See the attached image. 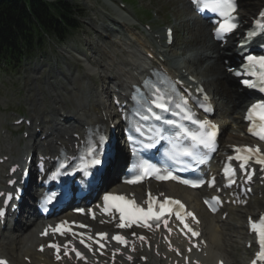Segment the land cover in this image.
<instances>
[{
	"label": "bare ground",
	"instance_id": "6f19581e",
	"mask_svg": "<svg viewBox=\"0 0 264 264\" xmlns=\"http://www.w3.org/2000/svg\"><path fill=\"white\" fill-rule=\"evenodd\" d=\"M101 1L111 10L108 14L101 10L96 11L97 15L103 21L96 24L94 30L100 31L103 35H106L109 44L104 47H99L101 50V57L98 56L96 59L91 60L84 55L83 60L85 68L87 69V73H85L86 76L84 74L85 80L88 78L90 79L91 72L94 68H99L102 73L100 83L92 88L91 98L87 100L83 106L75 110L77 111L74 115L75 119H68L66 117L62 123H52L43 120L42 123H46L43 126L44 132H42V134H45V137L43 139H37L34 133H30L28 141L24 143L23 148H20V156L39 146H44V149L50 150V140L52 138L59 143H66L70 139L69 136L66 137L68 130L72 133L76 131L78 127L85 126L89 123H97L100 118L102 120L99 103L105 98L104 80L109 78L108 74L114 76L112 81H109L114 84V87L116 86L120 92L126 87V83H131L136 80L143 72H147L148 66L154 65L156 62L164 64L174 76H178L187 85L188 83L193 84V81L190 80V76L199 80L206 88H208L209 84L211 86L213 83L208 80L207 76H214L215 80L220 79L227 85L233 83L234 79L230 76V73L224 70V65H227V63H224V60L227 59V62L231 60L235 55L236 49L226 45L227 43L220 46L219 43L215 42L210 33V26L206 22L197 17L192 18V24L195 25L193 29L194 33L198 35L196 48H184L182 52H176L175 49L170 48V46L166 47L164 43V33L160 36H156V31H137V29L133 27L137 21L130 13L121 9L114 0ZM242 3H244L245 6H242L240 15L242 23H244L252 10L256 9L258 0H243ZM108 17H111V22ZM143 51L151 53L153 59H147L145 55H143ZM98 53H100V51L96 54ZM159 57H161V59H159ZM207 61L211 64H208L209 62L207 63ZM95 62L96 65L94 64ZM100 64H103V66L101 67ZM193 66L195 68H193ZM104 73H107V77L105 76L104 79H102ZM196 73L200 75L198 78L194 76ZM237 85L236 82V86H233L229 91V99H232L231 107L228 108L230 112L222 106L221 100L220 102L217 101L218 104L215 113L222 128L220 136L222 150H227L226 146L231 142L244 145L247 142L246 139H248V136L244 134L245 124L241 119L244 107L243 101L245 98H240L243 96V89L239 90ZM207 90L210 94L214 91V89L212 90L211 88ZM88 91L87 89V93ZM38 104L40 106L41 103L39 102ZM107 118L109 117L106 116V119ZM229 121L234 123V129H227ZM101 123H103V120ZM12 145L11 143L6 145L8 153L11 152ZM114 160L115 161L107 167L103 178L104 183L111 180L113 185L118 184L115 178L119 175L118 172H120L122 168L120 167L117 155ZM19 161H21V159H19ZM209 166L213 168V164L210 163ZM164 185H166V187L160 188L161 190H165V192H168L167 194L180 196L185 199L189 206L194 208L199 214L202 221L203 235L207 240V249H204V252L207 253L204 258L205 263L214 264L218 257L224 259L225 257L220 253L222 245L220 241L221 238L216 232L220 220L219 218L216 219V216H212L201 209L199 200L203 195V191L186 190L173 183H165ZM138 187H135V190H139L140 188L143 189L142 185ZM32 220V215L28 214L26 220L20 223L15 222L14 225H10V230L6 235L3 229L0 231V254L7 256L11 264H27L22 259L24 256L30 258V264H36L38 258L43 255L36 253L34 250L35 244L39 241H37L36 233L34 234L32 231L34 228ZM162 263H164V261H162L161 258L151 256L147 264ZM225 264H227L226 261Z\"/></svg>",
	"mask_w": 264,
	"mask_h": 264
},
{
	"label": "rangeland",
	"instance_id": "374dc122",
	"mask_svg": "<svg viewBox=\"0 0 264 264\" xmlns=\"http://www.w3.org/2000/svg\"><path fill=\"white\" fill-rule=\"evenodd\" d=\"M67 1L79 9V14L82 16L78 22L79 27L62 42H58L54 38H46L42 47L36 50L31 58H27V61L17 70L8 72L0 68V125L11 129L9 134L0 133V146H3L7 140L4 137L10 138L12 142L13 140L19 141L16 128L8 125L12 117L7 112V104L25 108L27 114L33 117L39 116L38 113L41 110L38 108V102L42 100L44 109L52 116L56 111L51 102H57L59 95L63 99L65 110H69L84 100L82 95L85 93L86 84L88 85L90 81L99 83V68H94L90 79L85 80L84 74L87 73V69L83 59L84 55L90 57L91 60L98 56L101 57L99 47L109 44L102 32L94 30V26L96 27V24L103 21L96 11L101 10L108 14L111 9L104 5L101 0ZM258 1L260 4L261 0ZM115 2L118 4L122 2L125 7L124 10L130 13L139 25L148 23L151 29L160 33L166 25L171 26L174 30L172 48L176 52H182L184 48H196L198 35L193 30L195 28V25L192 24L194 16L185 0H115ZM108 18L111 22V17ZM98 51L100 53L96 54ZM94 64L96 65V62ZM100 65L103 66V64ZM194 66L193 68H195ZM194 76L198 78L200 75L196 73ZM207 78L213 82V85L210 86L209 84L208 88L214 89L211 95H213L215 105L217 106L221 100L222 106L229 111L228 108L231 107L229 91L233 86H236V82L233 81L232 84L227 85L220 79L215 80L214 76H207ZM92 86L91 84L90 87ZM72 87L77 89H71ZM67 97L72 101H67ZM19 107L11 106V111L21 112ZM33 112L35 113L33 114ZM230 124L233 123L229 121L227 128L233 129ZM17 147L18 145L14 144L11 150H15ZM258 209H264V196L249 203L244 209H228L227 217L224 220L215 215L216 219L219 218L221 221L216 228L222 244L220 253L225 257L228 264H243L248 256V251L242 245L244 217ZM29 210L27 209V212ZM27 212L24 213L25 215L23 214L20 220L27 216ZM7 229L5 235L9 232Z\"/></svg>",
	"mask_w": 264,
	"mask_h": 264
},
{
	"label": "snow or ice",
	"instance_id": "6c2138e0",
	"mask_svg": "<svg viewBox=\"0 0 264 264\" xmlns=\"http://www.w3.org/2000/svg\"><path fill=\"white\" fill-rule=\"evenodd\" d=\"M193 3L197 5V7L201 10H211L212 12L218 13L221 17L224 18V22L220 24L219 28L217 29V34L219 35L221 32H228L237 27V23L235 20L234 13L236 11V2L235 0H193ZM249 35H253V33H249ZM249 61V65L252 69V71L249 72V75L255 76L258 78L259 82L261 84H264V56L261 57H254L249 56L247 57ZM246 86L249 87H256V84L250 81H244ZM145 86L147 87L148 84L146 82ZM161 89L160 88H154V92L156 93L155 99L152 100V103L155 104V106L162 111H168L167 102L165 100V95H161ZM260 91H264V87L260 88ZM183 106L185 109L187 108V101L185 100L183 102ZM177 108H180L181 105L177 104ZM207 110V109H206ZM190 111V110H189ZM147 119V117H144ZM186 118L191 119V115H187ZM247 118L252 122V127H250V131H253L255 128H258V131H255L254 134L258 135L260 139L264 140V103H257L253 104L249 110H248V116ZM156 119L159 120L160 117L156 116ZM167 123H173V121H167ZM200 127L203 129H211L210 131H206L203 135L197 137L195 135H192L193 140H197L200 144L204 145L205 147H211L214 144L215 141V135H216V128L217 126L214 124H210L207 121L201 122ZM187 131V130H185ZM152 145H149L151 147ZM248 152H259V149H251L247 148L244 149ZM91 154V153H90ZM182 154L185 156H193V152L188 150L187 148L182 150ZM239 158V157H238ZM259 163H264V159L258 160ZM92 164H100V159L94 158L91 161ZM158 179H176V177L171 176V173H169L167 176H157ZM140 178L137 177V181ZM129 183L136 182V181H128ZM185 184H192L193 187L196 186L191 181L184 180L182 181ZM105 202L112 201V206L116 207V209L121 214V223L118 224V227H130L131 223H135L138 220L144 221V226L151 227V225L148 223L149 220H157L159 221L166 212H171L172 209L170 207H166L167 205H178L180 209L184 208V205L179 200H171L170 198H165L163 202H159L156 200L155 197L149 193V201L147 210L139 207L135 204L134 200H126L124 196H114V195H106L104 197ZM153 203H158L159 208L158 210L154 209ZM207 203V201H206ZM214 210V209H213ZM3 213L0 212V215ZM188 216H193L192 213H186ZM177 218L182 219L179 212H176ZM128 220L129 222L126 223L125 220ZM193 219L195 217L193 216ZM198 222V221H197ZM185 227H188V225H185ZM250 227L253 231L257 233L259 244L261 247L260 253H258V256L260 259L264 260V216H261L258 221H251L250 219ZM59 229V226H57V230ZM190 232H192V235L198 236L199 233L193 231L191 228L188 229ZM46 234V233H45ZM106 234H101V236H105ZM113 239L117 240L120 243H126V240L123 236H114ZM141 239H144L141 237ZM83 243V241H81ZM50 247L57 248V251H59V248L57 245H50ZM81 254L77 252V256H80ZM59 259V256H57ZM0 264H7L6 261H0Z\"/></svg>",
	"mask_w": 264,
	"mask_h": 264
},
{
	"label": "trees",
	"instance_id": "16d2710c",
	"mask_svg": "<svg viewBox=\"0 0 264 264\" xmlns=\"http://www.w3.org/2000/svg\"><path fill=\"white\" fill-rule=\"evenodd\" d=\"M80 18L67 0H0V68L15 70L46 38L64 41Z\"/></svg>",
	"mask_w": 264,
	"mask_h": 264
}]
</instances>
